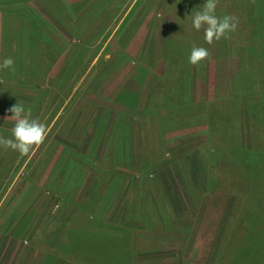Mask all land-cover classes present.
<instances>
[{
	"label": "rangeland",
	"instance_id": "1",
	"mask_svg": "<svg viewBox=\"0 0 264 264\" xmlns=\"http://www.w3.org/2000/svg\"><path fill=\"white\" fill-rule=\"evenodd\" d=\"M204 3L0 0V136L12 138L7 118L19 102L48 128L27 155L0 147V264H101L98 254L60 249L68 231L85 226L75 222L80 210L94 220L92 233L110 236L107 258L121 255L110 264H264V205L248 222L242 195L217 259H179L176 236L190 228L169 217L160 180L158 165L189 127L221 112L219 74L240 80L229 93L246 92L243 79L264 83V0H218L215 14L238 25L212 44L192 25ZM193 45L210 58L191 64ZM9 57L14 71L2 67ZM164 249L175 262L156 256Z\"/></svg>",
	"mask_w": 264,
	"mask_h": 264
},
{
	"label": "crops",
	"instance_id": "2",
	"mask_svg": "<svg viewBox=\"0 0 264 264\" xmlns=\"http://www.w3.org/2000/svg\"><path fill=\"white\" fill-rule=\"evenodd\" d=\"M261 24L259 35L263 36L264 19ZM228 60L223 61L229 65ZM233 80L219 74L218 86L226 89L216 96V112H221L215 114L214 121L209 116L208 122L190 126L187 132L191 135L184 136L185 143L170 153L164 167L158 165L163 171L160 180L168 189V193L165 189L167 202L171 200L169 217L190 228L189 233L183 231L175 241L181 248L179 259L190 263L198 258L209 263L217 259L220 243L229 241L226 227L239 198L245 197L249 202L244 208L248 222L256 218L254 212H262L264 205V176L260 171L264 165V83L256 78L243 79L246 92L240 89L229 93L228 90L241 85L240 80L237 83ZM179 172L183 174L182 179ZM211 179L214 186L210 184ZM189 213L197 218L186 222L185 216ZM156 256H163L158 258L166 263L176 261L171 259L169 249ZM23 264H29L28 259Z\"/></svg>",
	"mask_w": 264,
	"mask_h": 264
},
{
	"label": "clouds",
	"instance_id": "3",
	"mask_svg": "<svg viewBox=\"0 0 264 264\" xmlns=\"http://www.w3.org/2000/svg\"><path fill=\"white\" fill-rule=\"evenodd\" d=\"M218 0H206L199 10L192 13V25L195 30L203 29L204 39L208 44L225 38L229 32L235 31L238 25L234 16L218 17L216 13ZM210 51L203 46L193 45L189 56V62L198 65L210 58ZM14 59L9 57L3 61L2 67L14 69ZM13 115L7 119L15 122L12 129V138L0 136V147L12 149L21 155H27L36 145L42 144L47 135L48 128L38 118H32L31 109H26L22 103H18L9 109Z\"/></svg>",
	"mask_w": 264,
	"mask_h": 264
},
{
	"label": "trees",
	"instance_id": "4",
	"mask_svg": "<svg viewBox=\"0 0 264 264\" xmlns=\"http://www.w3.org/2000/svg\"><path fill=\"white\" fill-rule=\"evenodd\" d=\"M82 211L83 210H80V212L76 216L75 222L82 223L85 226L80 227L81 230H79V235L72 234V232L77 231L78 227H75L77 228L76 230H74L73 227L71 231H68L63 240L60 241V249H64L67 252L71 251V253L81 250V253H83L84 255L98 254L97 256L100 255L99 257H101V259L98 257L101 264H110L111 262L119 260V258H121V255L119 253L117 255H112L114 258H107V256H111L109 255V252L111 250H109L110 244L108 239L110 238V236L104 230L92 233L91 227L94 220L92 218H89L88 214H85ZM91 233L93 236L91 235ZM119 248L120 244L116 243L113 246L112 250H114L113 252H115L119 250ZM76 254L77 253H75V255ZM44 264H48L47 261H45Z\"/></svg>",
	"mask_w": 264,
	"mask_h": 264
}]
</instances>
